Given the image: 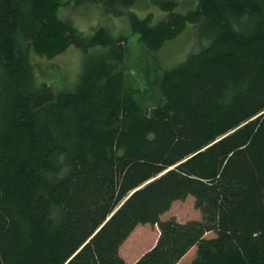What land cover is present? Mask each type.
I'll use <instances>...</instances> for the list:
<instances>
[{"label": "trees", "instance_id": "1", "mask_svg": "<svg viewBox=\"0 0 264 264\" xmlns=\"http://www.w3.org/2000/svg\"><path fill=\"white\" fill-rule=\"evenodd\" d=\"M68 3L156 6L127 11L145 51L189 23L209 42L141 89L127 36L84 34ZM72 44L73 89L38 84L31 54ZM188 195L200 218H161ZM140 224L158 237L129 263ZM193 247L190 264H264V0H0V264H177Z\"/></svg>", "mask_w": 264, "mask_h": 264}, {"label": "rangeland", "instance_id": "2", "mask_svg": "<svg viewBox=\"0 0 264 264\" xmlns=\"http://www.w3.org/2000/svg\"><path fill=\"white\" fill-rule=\"evenodd\" d=\"M127 11H133L140 16H145L148 12H156L154 20L164 14L156 6L149 4H136L126 9L124 14L115 16L107 13L99 5L74 6L68 3L58 8V15L62 19L71 21L86 35L92 34L97 27L106 25L115 35L127 36L129 50L124 61L125 70L141 89L150 86L148 80L155 70L161 71L185 60L190 53L200 50L209 42V33H206L203 23H189L177 38L168 41L160 50L145 51L137 39V34L130 28ZM31 60L38 84L46 83L55 89H73L81 67L82 51L72 44L65 52L53 58L41 57L33 52ZM199 213L194 207V197L188 195L183 200L174 201L161 218L175 216L185 221L199 217ZM158 233L156 224L137 225L121 244L120 254L127 261L134 262L155 244ZM212 235L213 233H210L209 236ZM195 251V247L191 248L178 264H190Z\"/></svg>", "mask_w": 264, "mask_h": 264}, {"label": "crops", "instance_id": "3", "mask_svg": "<svg viewBox=\"0 0 264 264\" xmlns=\"http://www.w3.org/2000/svg\"><path fill=\"white\" fill-rule=\"evenodd\" d=\"M198 218H200V213H199V217L197 216V217H195L194 219H198ZM184 256H185V255H184ZM184 256H183V257H184ZM183 257H182V258H183ZM182 258H181V259H182ZM128 262H129V261H128ZM129 263H133V262H129ZM177 264H178V263H177Z\"/></svg>", "mask_w": 264, "mask_h": 264}]
</instances>
